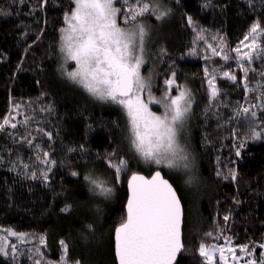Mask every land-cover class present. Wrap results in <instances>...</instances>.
Here are the masks:
<instances>
[{
  "label": "trees",
  "instance_id": "16d2710c",
  "mask_svg": "<svg viewBox=\"0 0 264 264\" xmlns=\"http://www.w3.org/2000/svg\"><path fill=\"white\" fill-rule=\"evenodd\" d=\"M154 2L167 15L138 18L148 23L147 68L154 67L153 89L165 92L164 81L174 71L176 85L187 88L192 98L184 136L193 161L189 174L197 177V185L190 186L162 167L149 173L160 169L183 205V249L176 264H206L199 246H221L225 237L231 238L232 246L254 250L258 259L264 254L260 247L264 244V110L252 109L257 112L255 119L238 114L241 105H259L260 93L246 91L237 61L212 56L208 45L219 50L223 42V53L234 57L233 49L251 25L259 22L264 27V0ZM116 6L127 7L121 0ZM73 8V0H0V123L11 116L17 124L0 131V233L10 230L34 239L14 242L15 258L0 254V264H33L29 255L34 247L41 249L44 260L59 264L61 240L69 246V261L116 264L113 234L125 220L128 178L135 172L149 175L130 146L124 112L94 100L62 75L60 30ZM118 21L124 25L121 17ZM201 29L204 40L197 39ZM193 49L195 54H190ZM249 67L256 69L248 73L249 87L256 89L264 84L259 75L264 60L255 59ZM205 68L219 70L215 100L210 97ZM223 71L235 74L237 81L224 79ZM40 129L51 132L52 139ZM253 129L262 133L260 139L252 138ZM43 152H50L56 161L47 180L40 172L47 166L36 161ZM110 158L113 163L119 158L128 162L118 179L108 166ZM89 175L105 181L112 194L105 197L92 191L84 179ZM209 232L211 237L206 235Z\"/></svg>",
  "mask_w": 264,
  "mask_h": 264
},
{
  "label": "snow or ice",
  "instance_id": "6c2138e0",
  "mask_svg": "<svg viewBox=\"0 0 264 264\" xmlns=\"http://www.w3.org/2000/svg\"><path fill=\"white\" fill-rule=\"evenodd\" d=\"M73 3L74 10L64 17L67 27L60 30L62 33L60 50L64 53L65 63L71 61L75 65V70L65 73L67 78L96 99L111 102L123 109L128 118L130 146L143 161L167 169L190 172L193 161L190 159L188 148L181 144V132L190 116L191 92L176 85V73L173 71L171 78L164 81L165 92L160 98H156L152 94L150 79L141 74V68L145 64V40L148 32L145 25L138 22V18L149 13H159L156 18L162 19L167 12L159 11V5L154 0L152 3L145 0H121L122 6H127L126 8L116 7L117 0H73ZM118 17L122 18L124 25L131 21L133 26H121ZM188 23L194 24L191 17H188ZM202 32L201 29L197 33L198 40L205 39L201 35ZM262 37L264 27L255 22L240 45L233 49L234 57L223 53L225 47L223 42L219 50L211 44L208 45L212 56H221L224 61L233 59L237 61L244 74L243 83L246 91H259L260 95L256 97L261 101L259 105L252 104L250 107L241 105L237 110L239 115H250L254 119L257 118V112L252 109L259 107L264 110V84H258L256 89L250 88L248 73L256 72V69L249 67L255 59L264 60ZM190 54H195V50L193 49ZM218 71L216 68H212L211 71L205 68L212 100L219 95L216 86ZM259 75L264 77V71ZM222 77L237 81V76L229 71H223ZM174 86L177 95L171 94ZM153 104L160 105L163 112L161 114L154 112L150 107ZM16 107L19 108V105ZM14 119L11 116L5 118L0 123V131L9 126L17 128ZM22 123L27 124L28 118L26 117ZM39 131L49 140L52 139L51 132H44L43 129ZM261 135V132L253 129V139L258 140ZM25 140L32 144L30 139ZM242 146L237 145L238 148ZM236 155H240L239 150ZM36 161L38 165L47 166L40 169L43 179L47 180L48 173L56 161L51 159L50 152L38 154ZM127 163L123 158L113 163L110 158L108 166L114 169L118 179ZM23 167L27 169L29 165L25 164ZM72 175L75 176L77 173L73 172ZM31 176L37 178L36 172H31ZM84 179L92 185V191L98 192L99 195L108 197L112 194V188L107 187L105 181L90 175ZM194 179V176L190 177V182ZM129 190L127 217L116 229V253L119 264H175L178 253L183 249L180 231L182 211L180 199L172 184L164 179L160 170H157L151 179L133 174L129 181ZM67 210L68 207L62 209ZM224 219L227 220L228 217L225 216ZM206 235L211 237L212 233ZM7 236L15 237L21 243L26 241L24 233L9 230ZM224 240L223 247L204 243L199 246V255L205 259L206 264H214L217 252L220 254L222 264H226L228 256H231L234 262L243 259L236 255L237 249L231 246V238L225 237ZM39 243H45L44 237L39 238ZM60 245L62 253L59 264H80L79 261H69V246L65 241L61 240ZM260 247L264 248V244ZM238 251L247 257L255 255L254 250H249L246 245L241 246ZM16 253V244H9L5 237H0V254L4 256L12 254L15 258ZM43 257L44 253L39 247H34L29 255L33 264H51ZM244 264H264V254L258 259H244Z\"/></svg>",
  "mask_w": 264,
  "mask_h": 264
},
{
  "label": "rangeland",
  "instance_id": "374dc122",
  "mask_svg": "<svg viewBox=\"0 0 264 264\" xmlns=\"http://www.w3.org/2000/svg\"><path fill=\"white\" fill-rule=\"evenodd\" d=\"M117 7V6H116ZM74 8H75V5H74ZM74 8H73V10H74ZM72 10V11H73ZM71 13V12H70ZM69 13V14H70ZM64 23H65V20H64ZM118 23H119V21H118ZM140 23H143L144 25H145V27H146V30H147V32H148V35H149V29H148V23H145V22H140ZM120 24V23H119ZM158 24H161L160 22H158ZM121 26H123V27H132L133 25H122V24H120ZM65 27H67V25H66V23H65V25H64V27L63 28H65ZM61 35H62V33H61ZM148 35H147V37H146V40H145V52H144V59H145V64L142 66V68H141V74H142V76H144L145 78H148V79H150V81H151V85H152V94L156 97V98H160L163 94H162V92L164 93V90H161V92H160V90L158 91V92H155L154 91V87H155V83H154V77H155V71H154V67L152 66L151 68H147V45H148ZM60 46H61V44H60ZM60 66H61V72H62V75L65 77V78H67V76H66V72L67 71H73V70H75V65H74V62H71V61H68L67 63H65V58H64V53L63 52H61V54H60ZM68 79V78H67ZM69 80V79H68ZM70 81V80H69ZM72 82V81H71ZM77 85V84H76ZM79 86V85H78ZM81 87V86H80ZM82 88V87H81ZM175 88V86L173 87V89ZM173 89H172V95H177L178 94V92H173ZM84 90V89H83ZM166 90V89H165ZM91 96V95H90ZM94 100H96V101H98V102H101V103H105V104H109V105H112V106H115V107H118V108H120L122 111H123V109L119 106V105H116V104H113V103H111V102H106V101H101V100H98V99H96L95 97H93V96H91ZM145 99H146V97H145ZM150 107H151V109L154 111V112H157V114H161L162 112H163V108L160 106V105H156V104H153V105H150ZM124 112V111H123ZM124 114H125V112H124ZM126 116V115H125ZM126 120H127V122H128V118H127V116H126ZM128 127H129V125H128ZM184 132H185V128L182 130V132H181V144L182 145H185L186 146V142H185V136H184ZM187 147V146H186ZM138 158L140 159V162H141V165H142V167H143V170L147 173V174H149L155 167H162L167 173H172V174H174L175 176H177L178 177V179H180V178H184V182H188L189 181V185L190 186H193V185H197V177H195V179H194V181H192V182H190V177H192V176H194V175H191V174H189V171H187V170H174V169H167V168H164L163 166H157V165H154V164H152V163H148V162H145V161H143L139 156H138ZM189 177V178H188ZM0 237H5V238H7L8 236H7V234H1L0 233ZM7 240V242L9 243V244H12V243H14V242H18L19 240H17L15 237H11V239H6ZM32 240H34L33 239V237H28V236H26V241L25 242H31ZM218 246H219V244H217ZM223 246H225V242L221 245V247H223ZM232 246V245H231ZM233 247H235L236 249H237V253H236V255L237 256H239V257H243V259H240V260H238V261H236V262H234L233 260H232V258H231V256H228V259H227V261H226V264H244V259H253V258H255L254 256L253 257H247V256H245V254L244 253H241V252H239L238 250H239V248L241 247V246H233ZM249 250H251V249H249ZM226 255H227V253H226ZM214 264H222V262H221V260H220V254H219V252H217L216 253V255H215V258H214Z\"/></svg>",
  "mask_w": 264,
  "mask_h": 264
},
{
  "label": "water",
  "instance_id": "95a60500",
  "mask_svg": "<svg viewBox=\"0 0 264 264\" xmlns=\"http://www.w3.org/2000/svg\"><path fill=\"white\" fill-rule=\"evenodd\" d=\"M157 170H160V169H155V170H154L151 174H149V175H146V174L141 173V172H135V173H132V174L130 175V177L128 178V182H127V192H128V193H127V199H126L125 206H124V208H125V213H126L125 220H126V217H127V202H128V198H129V195H130L129 181H130V179H131V176H132L133 174H136V175L144 176L146 179H151L152 175H154L155 171H157ZM160 171H161V170H160ZM161 175L164 177V179H167V178L164 176V174H163L162 171H161ZM167 180H168V179H167ZM168 181H169V180H168ZM169 183L172 184L170 181H169ZM172 186H173V185H172ZM173 188L175 189L174 186H173ZM175 191H176L177 197L180 199V197H179L178 192H177L176 189H175ZM180 204H181V211H182L180 231H181V240H182V243H183V220H184V211H183V205H182L181 199H180ZM125 220H124V221H125ZM119 226H120V225H119ZM119 226H117V227L115 228V230H114V234H113V240H114V255H115L116 264H119V259H118L117 253H116V229H117ZM181 251H182V250H181ZM179 255H180V253H178V255H177V258H176L175 264H176L177 261H178Z\"/></svg>",
  "mask_w": 264,
  "mask_h": 264
}]
</instances>
